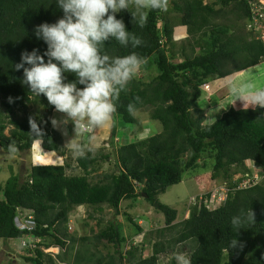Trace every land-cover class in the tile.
<instances>
[{
	"label": "trees",
	"instance_id": "1",
	"mask_svg": "<svg viewBox=\"0 0 264 264\" xmlns=\"http://www.w3.org/2000/svg\"><path fill=\"white\" fill-rule=\"evenodd\" d=\"M256 1L219 0L222 9H215L202 0H171L166 11L146 10L143 27L132 3L117 13L126 29L144 43L137 47L131 42L122 46L110 39L103 44L100 54L112 59L135 52L147 60L141 70L147 73L154 67L155 74L147 76L150 79L146 81L135 74L114 101L117 112L111 125L110 145L114 146L113 140L118 137L119 128L114 120L120 130L136 126L134 114L146 108H152L150 119L161 124L162 132L139 141L120 140L112 155L97 158L87 150L84 157L75 158L74 168L67 163L32 166L23 176L12 175L0 184V243L7 245L13 240L32 238L36 240L34 248L28 244L19 247L27 255L23 257L24 263L53 264V259L40 248L66 250L67 243L62 237L68 230V217L73 209L86 206L100 213L104 206L113 212L114 219L96 240L104 241V247H111L118 258L107 254L96 259L95 264H158V257L165 253L167 245L188 242L194 244L190 254L192 264H264V176L260 183L255 182L249 166L264 173V108L244 101L230 107L225 105L220 119L204 125V112L197 106L201 88L207 82H223L264 61V40L257 30L249 29L250 3ZM224 9L233 16L232 21L215 24L214 19L224 17ZM62 15L55 0H0V148L9 154L27 153L35 142H41L43 150L61 157L66 155L51 126L54 106L43 95L38 97L30 92L21 83L22 70L14 68L23 51L46 50V44L35 36V27L44 22L54 23ZM239 22H244V32L238 28ZM176 27L186 29L187 39L180 48L173 42ZM185 43L192 47V54L186 53ZM195 48L199 53L194 55ZM75 79L69 73L66 82ZM30 117L37 120L41 134L31 132ZM8 127L11 129L6 135ZM85 134L82 142L89 143L91 136ZM10 144L15 146V152H9ZM202 156L211 161L208 185L217 180L223 183L197 195L196 202L188 205L187 217L176 224L177 211L159 204L156 198L179 184L185 172L196 171ZM49 158L57 159L53 155ZM100 161H111L114 172L104 173L101 180L93 183L89 178L100 167ZM77 169L80 175L67 173ZM218 188L226 190L224 201L209 208L207 202ZM143 195L151 204L157 202L155 209L164 218V228L155 232L159 239L146 258L141 255L145 249L136 245L130 244L129 250L122 251L143 230L136 220L119 210L121 203H134ZM200 196L202 202L198 200ZM249 208L255 214V223L237 233L230 223L231 217ZM27 214L35 222L33 232L19 231L14 225L16 217ZM119 217H124L133 230L126 233L124 225L117 222ZM173 231L176 236L170 241L162 240L165 233ZM234 239L237 244L232 247ZM71 241H75L73 237ZM92 259L93 255L78 254L76 264H91ZM170 264L176 263L171 260Z\"/></svg>",
	"mask_w": 264,
	"mask_h": 264
},
{
	"label": "rangeland",
	"instance_id": "2",
	"mask_svg": "<svg viewBox=\"0 0 264 264\" xmlns=\"http://www.w3.org/2000/svg\"><path fill=\"white\" fill-rule=\"evenodd\" d=\"M171 1V0H168ZM204 4L212 5L215 9H222V6L219 0H202ZM264 4V0H261ZM132 8L136 9L134 2L132 3ZM224 17H219L214 19V23L217 25H224L231 22L233 19L232 15H229L227 9L223 10ZM171 16H176L171 14ZM230 19V20H229ZM176 20V19H175ZM244 22H239L238 28L243 31ZM177 22L173 24L176 26ZM186 29L182 27H176L173 32V42L178 43L177 47L183 46V42L187 39ZM181 42V43H180ZM181 44V45H180ZM191 46L194 45L193 42H190ZM189 43H185L187 54H192V47ZM195 51L196 48H195ZM199 52H193V54H198ZM155 69L151 67L147 73L145 70H139L136 73L137 78L143 79L146 81L150 79L147 76H154ZM157 74V72H156ZM230 81L237 83L240 82H249L254 85L256 89H264V61L259 65L245 70L239 75L231 76L230 78L225 79L223 82L218 81H209L201 88V96L197 103L198 108L204 112L205 122L204 125H209L213 121L220 119L222 114V108L225 105L229 107L233 104H237L242 100L235 98L229 93L228 84ZM229 94H228V93ZM229 109V108H228ZM152 108H146L140 110L134 114L135 119L137 120V125L125 127V130H120L121 127L118 125V121L114 120L118 130V137L114 141V146L110 145L111 141V131H112V121H109L104 127L95 130L93 133H90L89 143H83V138H85V133L78 134L76 136L74 131V124L69 120L68 123H64L66 119V114L53 111L52 119L57 120V125L51 126L53 131L59 136L62 146L65 148L66 155L61 157L55 153H50L42 149L40 142L33 144L29 152L25 153H15L9 154L3 149L0 148V184L5 183L12 175L21 174L23 176L28 169L32 166H48V165H62L70 164L72 168L76 166L75 158L73 151L69 143H80L86 151L90 149L92 154L99 158L104 155H112L115 150L120 146L121 141L132 142L147 139L155 134L162 132L161 124L152 121L150 119ZM219 118H218V117ZM134 127V128H133ZM11 127H8L5 131L7 135ZM119 138V139H118ZM121 140V141H120ZM43 154H42V153ZM48 154V156H44ZM53 155V158L50 159L49 156ZM113 158V156H111ZM112 158L110 160H112ZM54 162V163H53ZM99 166L95 173L90 175L89 180L93 183L101 180L104 173L114 172V165L111 161L109 162H98ZM199 168L196 171L185 172L182 176V180L179 184L169 187L166 192L161 195H158L156 201L159 204L166 205L177 211L176 224L182 222L188 215V205L192 198H195L197 195L205 194L209 192L212 188L220 186L223 183L220 180L214 181L211 185H208V181L211 176V161L208 157L202 156L198 162ZM252 169L253 177L256 180L255 182L260 183L263 179L264 173L258 167L249 165ZM248 166V167H249ZM68 174L80 175V169L72 172L71 170L67 171ZM210 182V181H209ZM144 195L139 197L134 203L131 201L123 202L120 205V214H127L132 219L136 220L143 232L132 238L128 241V245L124 246L122 249L123 252L129 250L131 245H136L144 248V253L142 252V257H148L151 254V246L154 242L158 241L155 232L159 229L164 228V218L163 215L158 213L155 209V205H158L157 202L151 204L150 202L144 199ZM0 200H2V195L0 194ZM193 204V202H191ZM217 204L214 202L212 206L207 205L209 208H213ZM69 223L67 224V232L63 233V239L67 243L66 250L62 251L58 248H49L44 249L43 247L40 250L44 254H48L53 259V264H76V255L80 257H88L93 255L91 264H95L96 259L105 258L107 254L118 258L113 254V249L111 247H104V241L97 242L96 238L98 234L105 229L108 223L113 219V212L106 207H102V212L96 213L92 208L86 206H80L73 209L72 213L69 214ZM118 223L124 225L126 233L133 230L126 223L124 217H119L117 219ZM71 230V232L69 231ZM70 232V233H68ZM174 236H176L175 231L171 233H165L162 237V240L170 241ZM75 241H71V238ZM81 238H86V241H81ZM20 241L13 240L11 243L4 245L0 243V264H25L23 257L27 256L19 248ZM131 244V245H130ZM194 249V244L188 242L182 245H167L165 253L158 257V264H170L171 260L176 263L175 255L177 253H184L190 257L191 252ZM117 262V260H115ZM82 264V263H80Z\"/></svg>",
	"mask_w": 264,
	"mask_h": 264
},
{
	"label": "clouds",
	"instance_id": "3",
	"mask_svg": "<svg viewBox=\"0 0 264 264\" xmlns=\"http://www.w3.org/2000/svg\"><path fill=\"white\" fill-rule=\"evenodd\" d=\"M133 2L141 27L147 20L146 10L166 11L168 6V0H55L62 17L34 29L36 38L46 44V50L43 53L37 48L25 50L20 62L14 65L16 71L22 70L21 83L30 92L38 97L43 95L57 112L66 114L68 119L64 123L70 120L74 124L76 136L90 135L114 119L117 112L114 101L147 63L145 57L135 52L112 59L100 54L101 47L110 39L122 46L130 42L133 47L143 45V40L129 32L124 21L117 18V13ZM69 73L74 74L75 81L66 82ZM228 88L235 101L239 99L264 108V89H256L249 82L234 81L229 82ZM128 110L131 112L133 105ZM29 124L32 133L41 134L35 118L30 117ZM52 124L57 125V120L52 119ZM72 141L69 145L74 155L84 157V146ZM15 151V146L10 144L9 152ZM230 223L238 233L246 225L255 223V214L251 208L241 209L231 217ZM236 244V239L231 241L232 247ZM175 260L176 264H192L184 253H177Z\"/></svg>",
	"mask_w": 264,
	"mask_h": 264
},
{
	"label": "built area",
	"instance_id": "4",
	"mask_svg": "<svg viewBox=\"0 0 264 264\" xmlns=\"http://www.w3.org/2000/svg\"><path fill=\"white\" fill-rule=\"evenodd\" d=\"M250 10L252 14V21H251V24L249 25V29L257 30L262 35V38L264 40V4L261 2V0L252 2L250 3ZM218 192H221V193H218ZM225 194H226V190L224 188L215 189L212 192L210 196V200L207 202V205L212 206L214 202L216 204H220L221 202L224 201ZM196 200H197L196 198H192L190 200V203L193 202L194 204ZM198 200L202 202L203 198L200 196ZM14 225L19 231L34 230L33 219L30 215L16 217L14 219Z\"/></svg>",
	"mask_w": 264,
	"mask_h": 264
},
{
	"label": "bare ground",
	"instance_id": "5",
	"mask_svg": "<svg viewBox=\"0 0 264 264\" xmlns=\"http://www.w3.org/2000/svg\"><path fill=\"white\" fill-rule=\"evenodd\" d=\"M261 35V34H260ZM262 36V35H261ZM190 202V201H189ZM191 204V203H190ZM28 215V214H27ZM26 215V216H27ZM33 223H34V230H35V222L33 221ZM34 230H30V232H33ZM36 243V240H34V239H32V238H27V239H25L24 241H20V243H19V247H25L26 246V244H28L29 246H31L32 248H34V246L35 245H33V244H35Z\"/></svg>",
	"mask_w": 264,
	"mask_h": 264
},
{
	"label": "water",
	"instance_id": "6",
	"mask_svg": "<svg viewBox=\"0 0 264 264\" xmlns=\"http://www.w3.org/2000/svg\"><path fill=\"white\" fill-rule=\"evenodd\" d=\"M144 197H145V195H144ZM155 208H157V205H155Z\"/></svg>",
	"mask_w": 264,
	"mask_h": 264
},
{
	"label": "crops",
	"instance_id": "7",
	"mask_svg": "<svg viewBox=\"0 0 264 264\" xmlns=\"http://www.w3.org/2000/svg\"><path fill=\"white\" fill-rule=\"evenodd\" d=\"M183 28V27H182ZM185 29V28H184ZM186 32L184 31V34H185Z\"/></svg>",
	"mask_w": 264,
	"mask_h": 264
}]
</instances>
